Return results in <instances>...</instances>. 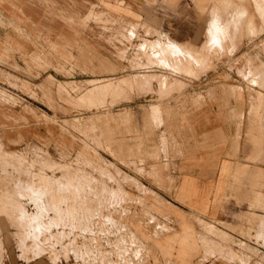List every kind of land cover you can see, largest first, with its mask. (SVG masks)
Returning a JSON list of instances; mask_svg holds the SVG:
<instances>
[{
    "label": "rangeland",
    "instance_id": "1",
    "mask_svg": "<svg viewBox=\"0 0 264 264\" xmlns=\"http://www.w3.org/2000/svg\"><path fill=\"white\" fill-rule=\"evenodd\" d=\"M24 1L0 15V264H264V0ZM242 93L225 192L178 207L191 119Z\"/></svg>",
    "mask_w": 264,
    "mask_h": 264
},
{
    "label": "crops",
    "instance_id": "2",
    "mask_svg": "<svg viewBox=\"0 0 264 264\" xmlns=\"http://www.w3.org/2000/svg\"><path fill=\"white\" fill-rule=\"evenodd\" d=\"M29 2L30 1L24 0H4L0 5V15L4 17L8 10L12 9L15 10L17 15L20 14L27 19H35V8L32 3ZM100 2H105L110 6L115 3L114 1L113 3L112 1L107 0H100ZM172 4L171 9L169 7V10H166V13H176L182 15L190 14L189 9L191 6L185 5V1L176 0ZM3 9H6L7 12L5 13ZM181 19H178L177 25L180 24ZM180 27L181 29L186 28L183 25H179L177 29H180ZM187 29L189 28L187 27ZM173 36H175V34ZM185 37L186 36L182 34V32H177L176 38L178 43L176 42V44L180 46L195 45L191 42H181L185 41ZM170 45L174 48L172 43H170ZM52 47L60 48L63 52L62 55L64 56L71 55L67 54L64 46H61L56 42L50 45V48ZM1 52L2 54L4 53L3 51ZM111 66L114 67L112 64ZM244 96V93H242V97H233L231 100V111H234L233 114L237 115L236 118H224L221 107L213 105L209 107L208 114H204L202 117L198 115L197 117H193L191 119V123H189V125L193 129V133L189 134V137L185 139V141H187V145L185 143L184 146L181 147V154L170 160V163L173 164L172 175L177 177L172 195L178 192V195L182 197L185 202L184 204L172 198L171 200L174 201V204L178 207L180 205L193 212H207L208 210L213 211V207L217 205V195H220L221 190H224L225 192L227 187V175L232 173L233 168L231 167L229 172L223 173V163H228L229 157H233L235 155L242 156V151H244L243 126L246 120L245 114L248 110V104H246L248 100L246 101ZM240 114H242V116H239ZM16 133L17 131L13 133L9 132L8 134L10 136H15ZM20 133L30 137L31 135H35L39 132L36 128H30L28 130H22ZM233 142H236V144ZM227 219L228 220H225L227 223L234 224L232 223V220H229V218ZM33 261L26 264H36L32 263ZM9 264H13V262L9 260ZM16 264L23 263L17 262Z\"/></svg>",
    "mask_w": 264,
    "mask_h": 264
}]
</instances>
